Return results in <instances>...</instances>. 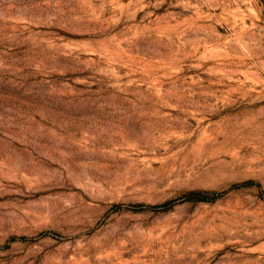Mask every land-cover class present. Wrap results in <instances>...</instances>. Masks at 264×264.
<instances>
[{"label": "rangeland", "instance_id": "obj_1", "mask_svg": "<svg viewBox=\"0 0 264 264\" xmlns=\"http://www.w3.org/2000/svg\"><path fill=\"white\" fill-rule=\"evenodd\" d=\"M0 264H264V0H0Z\"/></svg>", "mask_w": 264, "mask_h": 264}, {"label": "bare ground", "instance_id": "obj_2", "mask_svg": "<svg viewBox=\"0 0 264 264\" xmlns=\"http://www.w3.org/2000/svg\"><path fill=\"white\" fill-rule=\"evenodd\" d=\"M92 207V206H91ZM90 209V208H89Z\"/></svg>", "mask_w": 264, "mask_h": 264}]
</instances>
